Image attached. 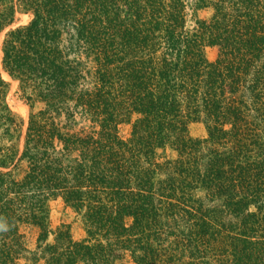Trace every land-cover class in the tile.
<instances>
[{
	"label": "trees",
	"instance_id": "trees-1",
	"mask_svg": "<svg viewBox=\"0 0 264 264\" xmlns=\"http://www.w3.org/2000/svg\"><path fill=\"white\" fill-rule=\"evenodd\" d=\"M18 12L0 41V264H264V0H0V34ZM1 70L43 104L25 127ZM58 197L84 238L51 226Z\"/></svg>",
	"mask_w": 264,
	"mask_h": 264
},
{
	"label": "rangeland",
	"instance_id": "rangeland-1",
	"mask_svg": "<svg viewBox=\"0 0 264 264\" xmlns=\"http://www.w3.org/2000/svg\"><path fill=\"white\" fill-rule=\"evenodd\" d=\"M210 15V11L208 9L199 10L197 12V16L199 18H207ZM31 19V15L26 12H18L15 16L14 22L6 27L2 33L0 34V41L3 37L4 32L10 28L15 27L18 25H24L29 22ZM191 21L189 19L188 25H191ZM205 57L208 61L212 62L216 59L218 55V48L216 46H207L204 49ZM4 72L1 70L2 78L8 83V91L6 94V102L10 107L11 111L14 115L24 123V127L27 124L28 116L31 111H37L43 107V104L38 101L36 98H32L31 100H26V96L31 94V90H20L18 86V82L12 79L8 75L5 77L3 75ZM136 115L132 114L131 118L127 122H122L117 127L118 135L123 138L127 139L130 136L131 131V124L135 120ZM189 135L194 138H205L206 131L204 125L202 123H190L189 124ZM161 152V151H159ZM162 155L173 157L174 153L166 149L162 151ZM49 220L52 227H56L60 224H66L70 228V232L73 235L74 239H82L85 237V227L84 222L81 217L76 211H74L71 207L66 205L61 198H56L50 201L49 203ZM118 264H134L129 255L125 254L124 258L118 262Z\"/></svg>",
	"mask_w": 264,
	"mask_h": 264
}]
</instances>
